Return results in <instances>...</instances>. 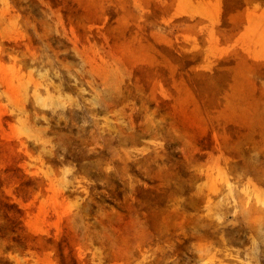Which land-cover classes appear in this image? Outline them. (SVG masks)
I'll return each mask as SVG.
<instances>
[{
    "label": "rangeland",
    "instance_id": "374dc122",
    "mask_svg": "<svg viewBox=\"0 0 264 264\" xmlns=\"http://www.w3.org/2000/svg\"><path fill=\"white\" fill-rule=\"evenodd\" d=\"M0 264H264V0H0Z\"/></svg>",
    "mask_w": 264,
    "mask_h": 264
}]
</instances>
